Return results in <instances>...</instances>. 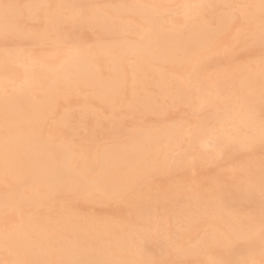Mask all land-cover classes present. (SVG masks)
Instances as JSON below:
<instances>
[{"label":"bare ground","instance_id":"6f19581e","mask_svg":"<svg viewBox=\"0 0 264 264\" xmlns=\"http://www.w3.org/2000/svg\"><path fill=\"white\" fill-rule=\"evenodd\" d=\"M6 2L97 6L89 11L113 17L122 25L106 28L103 44L90 38L73 50L49 35L51 30L46 26H41L36 39L5 38L0 27V46L15 38L12 47L0 50V262L60 264L79 259L124 264H209L213 259H255L259 264L258 240L251 248L239 244L235 254L226 251L230 220L225 209L241 208L245 202L249 211L259 214L264 158L254 156V150L264 152L259 137V122L264 118L261 0H243L238 4L256 7L234 8V12L223 7H183L231 5L232 0H102L99 5L93 0ZM165 2L180 7V18L159 20L156 13L168 10ZM120 4L154 7H108ZM160 5L165 7H155ZM214 8L221 12L216 13ZM74 11L59 10L62 15ZM235 17L243 25L237 33L232 32ZM121 26L135 34L134 44L114 37ZM249 32H255L254 41L248 40ZM61 35L66 33L62 31ZM24 39L37 44L49 42L50 51L37 56L21 51L16 44ZM236 39L241 41L240 49L253 47L263 54L250 65L238 53L226 54ZM220 60L226 63L223 69ZM208 68H215L214 73L206 74ZM83 90L87 93L74 103L72 97ZM186 103L194 107L191 110H199L190 124L182 119L174 126L146 130L148 127L138 122L149 114L155 119L167 116L170 106L174 109ZM73 105L79 110L72 111ZM98 109L108 112L106 120ZM123 115L137 123L121 140L126 125ZM76 123L82 125L83 135L76 133L80 127ZM209 129L238 140L226 158L230 163L239 150L249 152L244 154L245 160L232 164L226 175L224 171L218 174L215 167L217 174L213 177L197 180L204 164H198L192 173L189 169L193 168L181 164L182 154L191 150L200 155L206 148L203 141ZM102 134L112 141L98 144L96 140ZM171 171L178 172L175 176L181 171L190 175L183 177L190 183L186 192H178L175 187L181 177L177 181L172 175L173 182L161 175ZM155 175L165 177L160 179L164 185H153L151 178ZM97 177L102 178L106 188H129L132 192L123 198H105L90 183ZM221 177L229 178L222 189L217 186ZM247 180L255 185V191L242 194L241 182ZM137 184L140 187H135ZM213 189L221 206L209 209L204 200ZM110 200L114 201L112 205L108 204ZM95 201L104 206L97 215L80 214L78 208L85 206L80 204ZM157 204L164 210L161 215L156 213ZM149 216L152 223L145 226ZM177 224L185 229L173 231ZM197 234L201 235L195 240ZM230 239L244 237L232 233ZM170 244L179 249L172 251Z\"/></svg>","mask_w":264,"mask_h":264},{"label":"snow or ice","instance_id":"6c2138e0","mask_svg":"<svg viewBox=\"0 0 264 264\" xmlns=\"http://www.w3.org/2000/svg\"><path fill=\"white\" fill-rule=\"evenodd\" d=\"M97 6L90 5H52V4H14L6 2V0H0V27H2L5 38L9 36L15 37H27L36 39L40 36L41 26H46L51 31L49 35H55L69 50L79 49L84 44V33L80 32L77 35V31L81 29H93L97 32V41L100 44L106 40V33L104 30L109 26H115L122 22L116 20L113 17L101 15L99 13H92L90 8ZM117 10H128L138 8H149L154 6L149 5H136V4H120L108 6ZM155 7H165L163 5ZM184 8L199 9L206 7H223V8H253L254 5H184ZM71 8L75 11L69 15L60 14L59 10ZM261 10V23L259 29V40L261 43L262 51H264V0H261L259 5ZM46 10V11H44ZM66 33V36H62L61 32ZM120 37L122 42L129 45L135 43L134 33L129 32L126 27L121 26L119 31L115 33ZM248 40H255V32H249L247 36ZM241 47V41L239 39L234 40L227 48L226 54L236 53V50ZM262 63H264V56H262ZM202 107V105H201ZM196 110L193 114L195 115ZM197 128H203V125H197ZM259 137L260 143L264 146V118L259 122ZM206 146L205 150L197 155L195 151H186L182 154L181 164L195 169L198 164L218 163L225 160L238 144V140L235 137L224 136L222 133L217 134L215 129H209L206 132V138L203 141ZM229 182L228 177H221L217 182L218 188H223ZM90 183L94 184L98 188L99 195L110 198H123L128 196L132 190L129 188L112 187L106 188L104 186L102 178H94ZM255 191V185L250 181L241 182V193L251 194ZM260 208L259 214L256 215L254 211L250 210L245 212L243 208H227L225 209L230 223L228 224L227 233L225 239L228 241L229 247L226 251L231 254H235L238 251V245L243 243L249 248L255 245L256 241H259L260 246V261L259 264H264V169H262L260 187ZM206 208L220 207V199L216 195V189L208 195L204 200ZM152 223V218L149 216L145 220V226ZM232 233H240L244 239L232 240L230 236ZM5 243L7 246V235L5 237ZM3 264V262H0ZM28 264H41L39 261L28 262ZM60 264H124V262L114 261H84L79 259H69L61 261ZM209 264H257L255 259H246L243 261H233L228 259H213L209 261Z\"/></svg>","mask_w":264,"mask_h":264},{"label":"rangeland","instance_id":"374dc122","mask_svg":"<svg viewBox=\"0 0 264 264\" xmlns=\"http://www.w3.org/2000/svg\"><path fill=\"white\" fill-rule=\"evenodd\" d=\"M102 0H93V2L94 3H97L98 5H99V2H101ZM137 1H144V2H146V1H151V2H154L155 0H123V2H126V3H132V2H137ZM243 1V0H242ZM242 1L241 0H232V4L231 5H233V3H234V5H239L240 3H242ZM166 4V6H167V8H168V10L165 12V11H159V12H157L156 13V16L159 18V20L161 19V18H165V19H162V22H166V17H168V19H169V17L170 18H172V19H175V18H180L179 16L180 15H182V12L180 11V7L176 4V5H173L172 3H170V2H165ZM237 3V4H236ZM239 3V4H238ZM215 9V8H214ZM218 9V8H217ZM217 9H215L214 11H216V13H218L219 14V12H221L220 11V9H218L219 11H217ZM232 9V11L234 12V8H231ZM236 10V9H235ZM213 11V15L215 16L216 15V13ZM167 12H169V13H167ZM217 16V15H216ZM175 17V18H174ZM237 19V20H236ZM161 21V20H160ZM235 21H239V22H235ZM236 23V24H235ZM232 24H233V26L234 27H232L233 29L232 30H234V31H232L233 33H237L239 30H241L242 29V23L240 22V20L238 19V18H234L233 19V22H232ZM235 28V29H234ZM241 28V29H240ZM80 31V30H79ZM80 32H83L85 35H84V42L85 41H89V39L90 38H96V36H97V32L95 31V30H93V29H81V31ZM78 35H79V33H78ZM114 37L115 38H118L119 36L118 35H114ZM15 38H13V39H8V40H6L5 41V45H1L0 46V50H5V48H8V47H12L13 46V42L15 41L14 40ZM30 41L29 40H27V39H24V40H20V41H17V47L22 51V50H24V51H26L27 50V52L28 53H31V54H33V55H43V54H45V53H48L49 51H50V48H51V44L49 43V42H46V43H43V44H37V43H29ZM63 44V43H62ZM63 47H67V46H65L64 44L62 45ZM251 50V51H250ZM247 49L246 50V48H242V49H240V48H238L237 49V51H236V54L238 53V55L240 54V59L244 62V63H247V64H252V63H254L255 62V60L257 59V58H259L263 53L261 52V51H259V50H256V49H253V47H252V49ZM256 50V51H255ZM261 53V54H260ZM246 55V56H245ZM222 63H223V65H222ZM221 64V65H220ZM220 64H219V66H223V67H220L221 69H223V68H225L226 66V63H225V61H223V60H220ZM216 68V67H215ZM214 68V69H215ZM217 68H219V67H217ZM214 69H209L208 68V71L206 72V74H212V73H214ZM212 70H214L213 72H212ZM87 93V91H85V90H83V92H81V94H77L76 96H73L72 98L75 100V102L74 103H77L78 101V99H82V97L85 95ZM156 97V96H155ZM168 97V96H167ZM157 98V97H156ZM166 99V98H165ZM189 103H191V102H189ZM183 105V104H182ZM189 104L188 103H186L185 105H183L182 107H180V105H179V107L177 108V106H175V108L173 109V107L174 106H170L171 108V110L168 112V107H167V112L169 113H166V115L167 116H165L164 114H163V116L162 115H160L159 116V118H157V119H155V115L154 114H152L151 116H150V114L149 115H146L144 118H143V120H142V122H144V123H142V122H140V121H138L139 123H140V126H142V127H145V128H147L146 130H158L157 128H159V127H161V125H163V126H171L172 124H176V123H178V121H180V120H182V119H185L186 121H188V123L189 122H194L196 119V116H193V113L192 112H194L193 110H191V109H194V107L193 106H191V107H189L188 106ZM190 105H193L192 103L190 104ZM181 109V110H180ZM71 110L72 111H77V110H79V108L77 107V105L75 106V105H73L72 106V108H71ZM99 110V109H98ZM97 110V112H98V114L100 115V116H103L104 118H105V120L107 119V117H108V112H106L105 111V109L103 110V109H100L99 111ZM185 110V111H184ZM202 110V112L205 110V109H201ZM200 110V111H201ZM58 111H63V108H59V110ZM183 113H182V112ZM199 111V110H198ZM198 111H196L195 112V114H198ZM100 112V113H99ZM182 114V115H181ZM177 115V116H176ZM150 116V117H149ZM122 117V116H121ZM123 120H125L124 122L126 123V125H124L125 127H123V130H122V132H121V136L119 137V139L121 138V140H122V138L124 137H126V136H128L129 135V133H130V131H133V130H131V129H133V125L134 124H136L137 123V121H136V123H135V121H133L130 117H128V116H124L123 115ZM179 118V119H178ZM178 119V120H177ZM195 119V120H194ZM191 120V121H190ZM149 121V122H148ZM131 123V124H130ZM77 124V123H76ZM133 124V125H132ZM190 124V123H189ZM77 125H79L80 126V124H77ZM82 126V125H81ZM81 126L79 127V129H78V131L76 130V133H79L80 135H83V132H85L84 131V129H81ZM172 126H174V125H172ZM74 127H75V125H74ZM76 127H78V126H76ZM150 128V129H149ZM77 129V128H76ZM134 129H136V128H134ZM74 137H76V136H74ZM73 137V139H76V138H74ZM108 138V139H107ZM123 138V139H124ZM109 140V141H108ZM73 141V140H72ZM97 142H98V144H102V143H106V142H110V141H112L111 139H109V137H108V135H106V134H102L101 136H100V138H97V140H96ZM96 142V143H97ZM180 150H182V147L181 148H179ZM258 149V150H257ZM257 149H255L254 151H255V153H254V156H257L258 158H261V159H263L264 158V152L263 151H261L259 148H257ZM249 152V150L248 151H246V150H239V152H238V154H237V158L235 159V160H231V162L232 163H230V160L229 159H226V163H225V160H223L221 163H215V164H210V163H208L207 165L206 164H204V167L202 166V169L201 168H199V169H201V171L203 170V172H200V171H198V172H200V173H198V172H196V173H198V176L197 175H195V174H193L194 175V178H196L195 176H197V180L198 179H203V177L204 178H207L208 177V179H209V177L211 178V177H213L214 175L213 174H217V172H216V168L215 167H218L217 168V170H218V174L221 172L222 173V171H224L222 174L224 175V173H225V175L227 174V172H229V168L231 169L232 167H233V165H236V163L237 162H239L240 160H245V157L246 156H244V154H246V153H248ZM263 152V153H262ZM235 153H236V151H235ZM257 154V155H256ZM260 156V157H259ZM263 157V158H262ZM238 159V160H237ZM227 160H229V162L227 161ZM233 161H234V163H233ZM230 163V164H229ZM226 164V165H225ZM233 164V165H232ZM213 165H214V168H213ZM232 165V166H231ZM208 168V169H207ZM222 168V169H221ZM212 169H213V171H212ZM193 170V171H192ZM194 170H196V168L195 169H189V171H191L192 173L193 172H195ZM207 170H209V171H207ZM188 170L186 171V172H189ZM210 171H211V174H210ZM191 172H189V174L193 177V175H192V173ZM206 172L208 173V174H206ZM176 173H178V172H173V171H171V173L170 172H168V173H166L167 175H165L164 173L163 174H161V175H164L166 178H172L173 176L172 175H174V174H176ZM181 173H182V176H181ZM183 173H185V172H180L179 173V176L177 175V176H175V177H173L174 179L176 178V180L177 179H179V177H181L179 180H181V181H179V180H177V181H179V182H177V183H175V187H176V189H177V191L179 192V191H182V192H186L187 190H188V188H189V186H190V183H188V182H186V181H184V178L183 177H185L184 175H186V173L185 174H183ZM203 173V174H202ZM220 173V174H221ZM170 174V175H169ZM188 173H187V175H186V177L189 175ZM159 176L158 177V175L156 176H153V178H151V181L154 183L153 185L155 186H159L160 187V182L162 183V185H164L163 184V182L161 181L162 179L161 178H165V177H163V176ZM189 175V176H190ZM171 179L172 181L174 180V179ZM183 178V179H182ZM153 179V180H152ZM161 179V180H160ZM208 179H206V180H208ZM167 180V179H166ZM164 181V183H166L167 181ZM206 180H205V182H206ZM157 181H158V183H157ZM173 182H176L175 180L173 181ZM138 185V186H137ZM135 187H140L139 186V184H137ZM161 185V186H162ZM90 202V201H89ZM111 202V203H110ZM114 203V201L113 200H110L109 202H108V204H113ZM242 203V202H241ZM244 204H242V207L241 208H244V211L245 212H247V211H249V209L247 208V206H246V203L245 202H243ZM101 203L100 202H91L90 204L88 203V202H85L84 204L82 203V204H80L79 206H81V207H83L84 205V207L83 208H78V211L80 212V214H91V215H97L100 211H101V209H102V207H104V206H102L101 207V205H103V203L100 205ZM89 205V206H88ZM158 206H156L157 208H159L157 211H156V213L157 214H159V215H161V214H163V211L164 210H161V206L159 207V205L160 204H157ZM241 206V205H240ZM177 207V206H176ZM247 208V209H246ZM160 210H161V212H160ZM181 224V223H180ZM180 224H177V225H175V226H173V231H175V232H181V230L183 231L185 228L184 227H181V225ZM200 233H201V231H199ZM174 234H177V233H174ZM200 235L201 234H197V238H195V240H198V238L200 237ZM170 245H172V244H170ZM170 245H167V246H169L170 247ZM173 247H174V249H173ZM176 248V249H175ZM179 248L177 247V246H174V245H172V251H176V250H178Z\"/></svg>","mask_w":264,"mask_h":264}]
</instances>
